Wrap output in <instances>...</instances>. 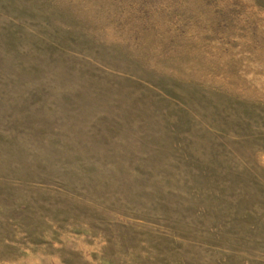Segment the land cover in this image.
<instances>
[{
	"label": "rangeland",
	"instance_id": "obj_1",
	"mask_svg": "<svg viewBox=\"0 0 264 264\" xmlns=\"http://www.w3.org/2000/svg\"><path fill=\"white\" fill-rule=\"evenodd\" d=\"M0 264H264V0H0Z\"/></svg>",
	"mask_w": 264,
	"mask_h": 264
}]
</instances>
